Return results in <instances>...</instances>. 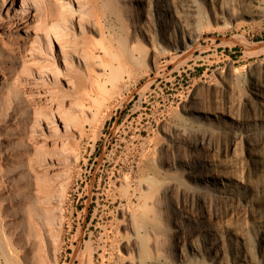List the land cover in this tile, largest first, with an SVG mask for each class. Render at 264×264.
<instances>
[{"label":"bare ground","instance_id":"6f19581e","mask_svg":"<svg viewBox=\"0 0 264 264\" xmlns=\"http://www.w3.org/2000/svg\"><path fill=\"white\" fill-rule=\"evenodd\" d=\"M120 1L135 12L129 16L138 32L135 40L120 41L103 14L91 13L96 0H0L3 218L11 219L15 207L21 223L26 208L48 225L59 222V214L52 208L47 213L43 206L51 199L49 192L57 191L56 182L49 188V180L38 179L42 167L32 164L35 156L48 153L43 159L47 168L63 163L70 132L81 136L87 121L106 116L131 85L152 90L169 65L177 68L193 56L194 72L206 65L200 61L208 56L202 55L208 52L203 42L218 46L222 43L213 33L227 34L226 22L216 29L211 17L264 18V0ZM85 20L91 23L90 37L79 45L74 22L84 32ZM240 41L254 59L237 66V59L229 58L210 74L207 65L203 74L208 80L179 93L180 111L171 110L159 127L160 137L154 135L152 144L142 140L136 168L115 170L118 185L106 194L112 206L118 203L113 209L125 231L113 232L118 235L112 233L108 255L100 253L106 264H264V41L244 36ZM59 58L66 72L59 68ZM140 63L145 72L135 75ZM64 76L66 89L60 86ZM138 124L134 139L144 127ZM127 156L121 159L128 162ZM24 174L33 179L21 183ZM105 229L101 234L107 235ZM18 230L23 241V226ZM115 241L126 253L114 259Z\"/></svg>","mask_w":264,"mask_h":264},{"label":"rangeland","instance_id":"374dc122","mask_svg":"<svg viewBox=\"0 0 264 264\" xmlns=\"http://www.w3.org/2000/svg\"><path fill=\"white\" fill-rule=\"evenodd\" d=\"M121 4L122 1L120 0H96V7L91 13L99 14V16L103 14L101 17L103 22L117 31L120 41H123L126 37L129 40L130 36L131 40H135L138 32L136 28L130 25L131 17H129L132 14L135 15V12L130 10L129 3H127V7H123ZM1 13L3 12L1 11ZM238 16L234 20L228 16L221 19L211 17L216 29H219L220 25L226 22L227 34H220L217 31L213 33V35L218 36V43H222L218 46L211 44L209 39L203 42V46L208 52H204L202 55L208 56L206 57L207 60L202 59L200 61L206 65L198 67L196 72L193 71L194 66L191 64L195 59V56H193L191 59L181 61L177 68H172V64L169 65L167 75L159 77L152 85V90H142L141 83L136 86L131 85L127 92L114 100L110 106L111 108L109 107L110 109L105 113L106 116H102L104 118L98 117L93 119L94 121H87L84 125V133L81 136L76 132H70L67 139L70 150L67 149L69 152L66 150L69 157L66 156V161L63 163L49 166L48 169L45 166L46 160L44 162L43 159H47L49 154L40 153L38 154L39 159L35 156L32 164L37 165V168L38 166L42 167V170L39 169L40 171H38V175L42 176L37 178L40 181L45 178L44 182L49 180L50 183H44L45 186L48 185L50 188L51 184V186L54 185L55 190L57 189L55 192L52 187L53 191L48 190H51L49 192L51 199L44 202L46 203L43 205L44 210L48 213L52 208L50 212L59 214L58 217L61 219H57L59 222L54 224L49 222L51 225H48L46 224L47 220L43 222L42 218L39 219L30 209L26 208L23 210L24 219L21 223L19 221L20 215L14 211L15 207L10 208L14 217L12 216L11 219L3 218L1 214L6 203L0 204V242L2 241L4 244H0V264H106L101 259L100 253L103 252L106 256L108 255L107 248L113 232L123 233L125 231L122 222L118 221V211L113 209L118 203L115 202L112 206L106 194L107 190H115L118 185L115 170L123 167L126 171L130 165L136 168L137 153L140 151L142 140L148 139L149 141L150 139L152 144L155 136L160 137L159 127L170 116L171 110L180 111L179 106L182 97L179 96V93L182 91L184 94L187 93L197 81L208 80V77L203 74L207 65L211 67L208 72L210 74L212 71L226 66L229 58L237 59V66L245 65L254 59L247 57L244 52L246 48L240 40L241 36H244L249 40L264 41V18L241 17L239 14ZM88 18L91 20L93 16H87L86 20ZM86 20L83 25L84 29L81 30L84 32H80L78 23L74 22L73 29L78 32L77 41L80 43L79 45H84L88 40L87 38L90 37L91 23ZM1 22L2 19L0 18ZM53 52L59 54V47L56 43L53 44ZM196 54H199V51ZM170 58L167 57V59ZM72 61L75 65V60ZM58 66L66 72L64 63L60 58L58 59ZM135 68V75L145 72L144 63L137 64ZM64 77L66 78V76ZM65 78L60 81V86L63 89L68 86L66 84L67 78ZM103 119H106V121L101 124ZM139 122L145 128L143 127L141 135L134 139L131 135L133 131L137 133L135 129L139 126ZM12 125L9 124V127H12ZM94 125L98 132L95 138ZM42 127L44 129L45 125L43 124ZM59 129L63 130L60 122ZM45 131H48L47 128H45ZM124 154H128V162L122 160L125 157ZM44 166L46 169H43ZM27 177L33 179V175L24 174L21 183L26 182ZM41 182H37V184ZM0 185L2 187L1 183ZM59 191L60 193L56 194ZM51 195L53 196L51 197ZM55 196H58V198H55ZM48 202H50V205ZM45 206H48V209ZM57 208H60V211ZM51 213H49L50 216L55 215ZM32 217L36 219L33 218V220ZM34 221H37V223L35 224ZM21 225L26 236L23 241H19L18 227ZM104 228H106L107 235L101 234ZM48 229L50 230L48 231ZM117 233L113 234L118 235ZM41 238L42 240H40ZM103 245L104 248H102ZM11 246L15 249H12ZM1 247L4 250L8 249L3 252L4 250ZM114 248L112 255L114 259L117 256L116 254L126 253L125 249L116 241L114 242Z\"/></svg>","mask_w":264,"mask_h":264}]
</instances>
